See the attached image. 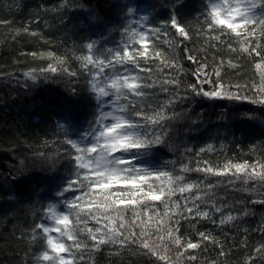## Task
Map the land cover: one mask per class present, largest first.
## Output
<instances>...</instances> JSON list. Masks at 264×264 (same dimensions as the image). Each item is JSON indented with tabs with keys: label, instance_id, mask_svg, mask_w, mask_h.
Returning <instances> with one entry per match:
<instances>
[{
	"label": "trees",
	"instance_id": "16d2710c",
	"mask_svg": "<svg viewBox=\"0 0 264 264\" xmlns=\"http://www.w3.org/2000/svg\"><path fill=\"white\" fill-rule=\"evenodd\" d=\"M207 3L0 0V264H37L44 245L42 240L33 241L32 235L35 225L42 222L43 209L60 201L59 209L67 212L63 198L57 196L72 176L73 164L67 153L75 154V150L66 140L77 139L95 111L94 96L87 88L91 77L77 57L87 54L85 45L93 40L101 51L120 45L125 39L124 26L132 24L139 29L137 21L144 15L149 16L146 28L160 27L162 32L159 38L151 37L149 63L140 61L150 71L140 75L148 83L155 82L153 89H146L151 93L150 103L167 115H178L166 122L172 148L155 147L136 162L151 167L168 162L169 168L185 176L186 183L199 187L191 193L177 191L170 200L163 197L168 207L141 193L136 197L143 201L139 205L113 206L124 208V244L107 243L97 249L87 229L94 231L107 221L102 214L99 223L83 218L77 227L83 229L79 236L85 246L74 249L76 264H166L142 242L166 256L167 264H264V182L245 184L243 174L239 179L232 175L234 168L221 176L196 171L247 162L250 173L251 166L257 165L260 171L258 165H264V104L259 102L264 98V59L244 50L255 47L264 54V39L259 29L254 39L236 37L227 30H209L204 20ZM129 6L135 9L131 15L126 14ZM172 16L185 28L187 38L171 28ZM58 58L64 63L59 64ZM49 64L60 67V74L41 72ZM64 67L81 75L70 77ZM197 71L207 82L197 80ZM25 72H33L37 79L26 77ZM165 80L175 83L164 84ZM192 85L238 98L197 95ZM169 101L173 103L169 105ZM61 123L65 128L59 127ZM182 166L191 171L180 173ZM209 185L213 187L209 189ZM144 190L148 191L147 186ZM83 192L88 195L82 207L94 211L96 202L103 199L100 191L85 187ZM81 194L76 191L64 196L71 201ZM196 195L204 196L203 200H194ZM186 201L198 209L194 207L189 214ZM217 207L220 212L215 211ZM197 210L207 211L208 216L197 215ZM227 215L236 219L222 224ZM70 222L76 223L74 216ZM200 233L209 239H202ZM176 237L184 247L175 244ZM189 241L199 247L187 249Z\"/></svg>",
	"mask_w": 264,
	"mask_h": 264
},
{
	"label": "snow or ice",
	"instance_id": "6c2138e0",
	"mask_svg": "<svg viewBox=\"0 0 264 264\" xmlns=\"http://www.w3.org/2000/svg\"><path fill=\"white\" fill-rule=\"evenodd\" d=\"M176 6L178 7L179 4ZM206 7L207 13L204 15V20L209 30H227L236 37L254 39L256 31L259 29L261 39H264V0H208ZM134 11L135 9L129 6L126 14L131 15ZM147 22H149V16L144 15L137 21L139 29L132 24L124 26L125 39L121 41L120 45L101 51L97 47V42L93 40L85 45L87 54L77 57L81 61V68L85 69L86 75L91 77L87 81V88L90 95L94 96L95 111L88 121L87 127L82 130L78 138L69 137L66 140L70 149L75 150V154L67 153L70 163L73 164L72 176L63 189L57 193V196L63 198L62 203L67 207V212L59 210L60 201L48 203L43 209L42 222L35 225L32 235L33 241L42 240L44 245L37 257V264H76L77 257L74 249L80 250L85 246L79 236L83 229L78 228L77 225L85 217L97 220L99 223L102 214L103 219L107 221L102 227H96L94 231L91 228L87 229L88 235L96 242L97 249L100 245L107 243L124 244L127 242L123 232L125 229L124 208H114L113 206L139 205L143 201L136 197L137 193H141L144 198L160 201L165 203V207H168L165 199H162L163 197L170 200L171 195L177 191L191 193L193 188L199 187L198 184L186 183L185 176L177 173L175 168H169L168 162L159 167L136 162L141 156L148 155L155 147L172 148V145L168 143L170 125L166 122L174 120L178 115L175 112L172 115H167L163 110H157L150 103L151 93L146 89H153L155 82L148 83L140 75L141 72L150 71V69L142 67L140 61L142 59L144 64L149 63L148 45L152 42L151 37L154 35L159 38L162 32L160 27L146 28ZM170 26L176 30V33L187 38L185 28L175 16L171 17ZM137 45L139 48L136 47ZM244 50L248 51L250 55L255 52L256 55L262 56L264 59V54L255 47ZM48 55L52 56L53 54L49 53ZM159 55L160 53H157V56ZM187 58L195 62L191 55ZM58 63L63 64V58H58ZM256 66L260 67L259 64ZM41 72L58 75L61 69L49 64ZM63 72L73 78L81 75L69 67H64ZM24 75L32 80L37 79L33 72H25ZM194 75L201 84L207 82L201 79L199 71ZM203 75L206 77L207 73H203ZM163 83L172 84L175 81L165 80ZM217 87L222 88L223 85ZM191 88L197 95L205 97L238 98L219 90L209 92L203 88L198 89L195 85H192ZM72 91L75 93L76 89L73 88ZM256 102L253 101V103ZM259 102L264 104V98ZM172 103L173 101H169V105ZM149 112L151 115L148 114ZM59 127L65 128V124L61 123ZM208 150H212V145L208 146ZM201 151L203 152L204 149L202 148ZM128 153H132V155H128ZM258 166L260 171L256 170L257 165H253L250 173L247 171L250 167L247 162L225 165L223 169L207 166L197 168L196 171L221 176L229 174L234 168L235 172L232 175L239 179L240 174H243L245 184L252 180L264 182V165ZM190 171L191 169L187 166L180 168V173ZM145 186L148 191L144 190ZM85 187L92 192L99 190L103 197L102 201L96 202L94 211L92 208L84 210L81 205L88 195L83 192ZM208 187L211 189L213 186L209 185ZM76 191H81L82 194L75 196L71 201L64 196L65 193ZM156 192L159 194H155ZM203 198L202 195H196L194 200H203ZM176 207L179 206L176 205ZM184 207L189 214L193 212L194 207L198 209V205L188 206L187 201ZM110 211H115L116 215H110ZM215 211L220 212L221 209L217 207ZM196 214L203 217L208 216L207 211L197 210ZM72 216L75 217V224L70 222ZM235 219V216L227 215L221 220V223ZM115 221H119V223L116 224ZM84 223L86 226L87 220H84ZM105 228L107 231L104 230ZM36 230H41L43 235L41 236ZM168 231L171 233L172 229L169 228ZM200 236L204 240L209 239L204 233H200ZM68 241L72 243L69 244ZM174 242L177 246L184 247L179 237H176ZM142 246L167 264L168 258L159 255L148 243L142 242ZM198 247V243L191 241L186 245L187 249ZM190 258L194 259V257Z\"/></svg>",
	"mask_w": 264,
	"mask_h": 264
},
{
	"label": "rangeland",
	"instance_id": "374dc122",
	"mask_svg": "<svg viewBox=\"0 0 264 264\" xmlns=\"http://www.w3.org/2000/svg\"><path fill=\"white\" fill-rule=\"evenodd\" d=\"M60 210V209H59ZM63 211V210H62ZM53 235H55V234H53Z\"/></svg>",
	"mask_w": 264,
	"mask_h": 264
}]
</instances>
